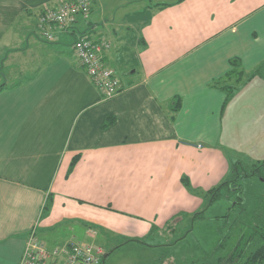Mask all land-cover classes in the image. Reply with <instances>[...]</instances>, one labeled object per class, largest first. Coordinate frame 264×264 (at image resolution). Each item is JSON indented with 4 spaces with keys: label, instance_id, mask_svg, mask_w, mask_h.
<instances>
[{
    "label": "crops",
    "instance_id": "1",
    "mask_svg": "<svg viewBox=\"0 0 264 264\" xmlns=\"http://www.w3.org/2000/svg\"><path fill=\"white\" fill-rule=\"evenodd\" d=\"M56 1L0 0V78H18L0 79V264H18L33 230L42 238L61 225L66 243H93L97 232L123 241L146 237L153 226L162 234L176 214L200 209L203 199L182 177L209 190L230 170L227 95L213 83L231 69L230 58L247 72L264 62V0L146 6L126 57L112 40L124 41L122 24L112 27L99 0L88 23L43 40L37 12ZM79 33L106 37L107 63L117 74V63L126 66L121 90L109 99L75 56ZM54 239L43 240L53 248Z\"/></svg>",
    "mask_w": 264,
    "mask_h": 264
},
{
    "label": "rangeland",
    "instance_id": "2",
    "mask_svg": "<svg viewBox=\"0 0 264 264\" xmlns=\"http://www.w3.org/2000/svg\"><path fill=\"white\" fill-rule=\"evenodd\" d=\"M164 1L170 0H99L98 7H103L100 6L102 3L105 4L108 20L113 19L115 21L112 27L116 28L118 23L122 24L119 34L124 35V41L118 42L112 36L118 54L121 52L122 56L126 57V52L132 50L133 36L139 25L138 23L141 21L138 16L142 14L144 9H148V7H144L154 6L156 3ZM56 2H46L44 5L47 3L52 5ZM96 2L98 4V0H95L92 9L97 6ZM91 16L92 11L90 19ZM36 31L38 33L37 26ZM66 31L71 32L72 28ZM38 35L43 38L39 33ZM43 40L46 39L43 38ZM123 43L126 49L120 51V46ZM121 63L116 64L117 67H120L118 75L126 77V66L122 63L123 69ZM256 77L264 81V78ZM0 79L4 83L11 84L18 78L8 75L7 78L1 77ZM255 80L249 81L245 85L241 84L242 86L240 85L239 89L234 92L224 110L223 148L231 161L240 162L241 171L250 169V167L252 168L255 164H258L259 161L264 160V87L260 85V82L263 81L258 80L255 83ZM253 82L254 84H252ZM249 105L252 106L249 108ZM260 174L240 178L238 181V184L243 188V195L248 207L252 206L254 198L264 194V170L260 171ZM220 205L221 207L219 208ZM230 205L231 201L227 199L216 201L209 207L210 209L208 208L209 210H206L204 219L197 220L194 223H191L192 221L190 220H185L177 226L176 231H172L169 234L163 232V235L160 232L156 235H151L148 237L146 244L135 241L124 242V244L110 252L103 264H196V262L197 264H211L213 258H210L207 262H205L204 258L207 253L214 250L216 242L221 239L228 226L226 224L227 220H217L215 217L225 215ZM81 232L85 233L86 231L79 228L78 233L81 234ZM97 233L100 235L99 240L92 242L102 246L106 252L111 245L122 241L121 238L116 240L113 238L112 240L111 235L106 232ZM52 235L55 236L53 243L56 242V246L66 244L63 241L67 237L64 228L56 232L44 233L42 238L49 240ZM183 235L185 237L183 239L180 238ZM162 236H167L165 237L167 244ZM163 258H165L164 262L161 261Z\"/></svg>",
    "mask_w": 264,
    "mask_h": 264
},
{
    "label": "trees",
    "instance_id": "3",
    "mask_svg": "<svg viewBox=\"0 0 264 264\" xmlns=\"http://www.w3.org/2000/svg\"><path fill=\"white\" fill-rule=\"evenodd\" d=\"M182 1L183 0H176L174 3H180ZM174 3L157 4V8L162 9ZM229 63L231 69L222 79L216 80L213 83L214 86L226 92L227 96L224 102V108L241 84H247L256 76L264 78V62L259 64L251 72H247L243 68L242 60L239 57L230 58ZM3 87V84H1L0 89ZM175 102L177 105L172 107L173 111H177L181 106V98L179 96L176 97ZM113 120V116L108 117L104 126H108ZM79 158V156L73 158L69 171L73 170ZM262 170H264V160L259 161L258 164H255L252 168L243 169L242 171L240 170L239 161L233 162L230 160V170L226 178L209 190L193 187L190 179L187 176H183L182 183L189 192L203 199L202 207L192 213L180 212L176 214L172 217L166 229L161 232L169 234L172 231H176L177 226L185 220H190L192 221L191 223L202 220L205 218L206 210L211 205L221 199H227L231 201V205L228 207L226 214L215 217L217 220H227V229L223 236H221V239L216 242L214 250L206 254L204 258L205 262L213 258L211 264H264V194H261L258 198H254L255 200L251 204L252 206L248 207L243 195V188L238 184L240 178L252 177L257 174L261 175L260 171ZM51 204L52 199L50 197L44 207L43 215L49 212ZM232 216H234V218H232ZM82 226L83 229H87L88 227L95 228V226L86 222H82ZM59 227H61V225L55 227L53 231L56 232ZM156 230L157 227L153 226L146 237H125L122 242L111 245L107 252L105 250L100 264L105 262L110 252L124 244V242L135 241L146 244L148 237L158 233ZM184 235L180 238L183 239L185 237ZM165 237L163 238L165 239ZM177 241L179 240L177 239ZM165 242L167 244L166 239ZM173 243L175 242L173 241ZM164 259L165 258H163V260L161 259V261L164 262Z\"/></svg>",
    "mask_w": 264,
    "mask_h": 264
},
{
    "label": "built area",
    "instance_id": "4",
    "mask_svg": "<svg viewBox=\"0 0 264 264\" xmlns=\"http://www.w3.org/2000/svg\"><path fill=\"white\" fill-rule=\"evenodd\" d=\"M95 0H64L44 5L37 16L38 33L46 40H55L59 31L73 28L81 20L88 23ZM111 44L104 36L77 34L73 50L104 99L121 90V78L106 61ZM105 250L94 243L69 241L63 246L49 247L33 230L18 264H100Z\"/></svg>",
    "mask_w": 264,
    "mask_h": 264
}]
</instances>
